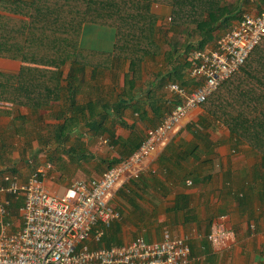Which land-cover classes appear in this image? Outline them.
I'll use <instances>...</instances> for the list:
<instances>
[{"label": "crops", "instance_id": "obj_1", "mask_svg": "<svg viewBox=\"0 0 264 264\" xmlns=\"http://www.w3.org/2000/svg\"><path fill=\"white\" fill-rule=\"evenodd\" d=\"M168 1L153 2L152 12L160 15L159 26L169 23L171 18L173 7ZM258 8V3L249 5L253 11ZM230 25L221 27L218 37L220 30ZM116 38L115 28L88 23L84 26L81 44L111 54ZM104 58L106 61L100 66H86L77 74L78 79L73 80L71 97L74 96L75 102L72 99L57 101L46 107L40 118L26 106L14 109L11 115L0 116V172L7 165L15 164L20 179L25 181L36 169L45 168L46 186L60 192L76 179L101 174L109 161L125 158L128 154L125 148L130 146L128 141L134 137L144 139L148 128L159 124L177 100L167 87L176 81L173 77L177 61L163 54L146 55L137 70L139 77L135 87L126 93V80L129 74L132 76L130 59L108 61ZM6 61L18 64V69L9 72L19 71L20 61ZM178 74L179 79H189L183 67ZM185 84L196 85L194 81ZM117 105H120L119 112L115 110ZM63 110L72 122L60 131L57 125L62 119L57 114ZM103 114L107 119L102 120V127L96 132L94 125L101 121ZM206 115L202 106L190 110L180 132L147 160L145 171L138 180L128 184L127 190L150 206V213H156L154 218L164 219L173 236H185L190 229L198 233V247L193 242L192 253L198 251L199 255L191 257L189 264H264V201L258 198V183L254 177V169L260 163L256 165L252 161L245 165L246 158L252 160L251 155L228 152L231 144L234 145L230 134L224 140L219 133L221 125L205 123ZM103 128L114 136L108 131L101 132ZM198 130L208 133L210 139L205 141L194 133ZM66 136L70 143L59 148L58 139ZM67 149L70 152H65ZM51 154L55 158L48 159ZM183 194L190 210L175 206ZM128 200L132 199L128 197ZM222 213L229 214L237 242L229 250L217 251L206 238L212 219ZM147 238L159 241L164 238V232L147 234Z\"/></svg>", "mask_w": 264, "mask_h": 264}, {"label": "trees", "instance_id": "obj_2", "mask_svg": "<svg viewBox=\"0 0 264 264\" xmlns=\"http://www.w3.org/2000/svg\"><path fill=\"white\" fill-rule=\"evenodd\" d=\"M155 1L0 0V57L21 62L18 72L0 70V116L11 115L14 109L26 106L40 118L46 107L57 101L72 99L75 102L74 96L71 97L73 80L78 79L77 74L86 66H100L106 61L104 57L108 61L130 59L132 76L129 74L126 80V93L136 85L142 58L152 54H163L177 61L173 80L182 85L194 81L197 86L201 80L192 77L189 71L191 52L215 47L217 31L233 20H240L245 11L251 10L252 0H169L173 7L171 21L160 26L157 24L160 15L152 12ZM88 23L116 29V44L111 54L81 44L84 26ZM182 67L189 74L188 82L185 78L179 79ZM242 67L203 103L207 114L204 120L226 126L236 147L248 146L261 158L254 177L258 183V198L264 201V39ZM177 101L174 100L171 108ZM171 108L165 110L166 113ZM115 110L119 112L120 105ZM105 116L102 115L93 130L99 131L102 120L107 119ZM57 117L62 119L57 125L60 131L70 126L72 119L65 115V110L59 111ZM101 130L114 136L107 128ZM194 133L205 141L210 139L208 133L199 130ZM143 140L135 137L129 140L126 157L138 149ZM57 143L59 148H65L70 139L60 137ZM52 158L55 156L51 154L48 159ZM123 159L109 161L107 169ZM18 172L15 164L7 165L0 172V185L5 183L4 176L18 175ZM184 196L178 197L175 206L190 210ZM121 233V223L115 222L102 244L121 246L125 243Z\"/></svg>", "mask_w": 264, "mask_h": 264}, {"label": "built area", "instance_id": "obj_3", "mask_svg": "<svg viewBox=\"0 0 264 264\" xmlns=\"http://www.w3.org/2000/svg\"><path fill=\"white\" fill-rule=\"evenodd\" d=\"M256 10L245 11L216 41L215 47L196 49L189 56L190 74L200 79L189 87L167 84L177 103L158 125L148 128L142 144L102 174L76 179L60 192L45 183L47 170L38 168L23 181L7 174L0 185V264H189L190 237L173 236L149 241L143 235L120 245L106 246L102 239L123 215L112 202L122 186L138 180L146 162L180 132L185 115L201 107L227 79L240 70L264 39V0ZM191 183V180L188 181ZM12 196H23L20 224L14 220ZM217 251L237 242L229 214L214 217L206 238Z\"/></svg>", "mask_w": 264, "mask_h": 264}, {"label": "rangeland", "instance_id": "obj_4", "mask_svg": "<svg viewBox=\"0 0 264 264\" xmlns=\"http://www.w3.org/2000/svg\"><path fill=\"white\" fill-rule=\"evenodd\" d=\"M251 3H253V5L256 4L255 2H252V1H251ZM170 21H171V18L168 19V22H170ZM225 30L226 29L220 30L219 37L221 36V34ZM219 37H218V39H219ZM209 47H212V46H209ZM242 68H241V70H242ZM15 69H18V64H15V62H12V61H6V58L0 57V70L9 71V70H15ZM219 133L224 138V140L227 139L228 133L230 134L229 129L224 125L220 126V132ZM228 152H235V153L243 152L244 154H245V152H247L246 153L247 155H251L252 157H250V158H252V160H248L249 158H246V161L243 163L245 165H247V163H250L252 161H254L256 165H258L260 163V157L256 156L255 152L251 148H249L248 146L236 147L235 145L231 144V147L228 148ZM245 165H244V167H245ZM245 169H247V167L244 168V170ZM127 187H128V185L122 186L118 190V192L115 195L114 200L112 202L118 209L121 210L122 215H123L122 220H120V222H119V223H121V226L123 229V232H122L123 242L130 241V240L134 239L135 237H137L138 235H144L147 238V234L149 235V234H153L155 232L157 233L160 231H162V233H163L164 230L165 231L169 230L171 232L170 228H167V225H168L167 222L164 219L159 220V219L154 218L156 216L155 215L156 213H150V206L146 205L144 202L141 203L140 201H138L136 198V195L132 191H128ZM122 193H123V195H121ZM124 194L126 196H124ZM121 196L124 197V201L121 199L122 198ZM128 197H130V199L136 200V201L134 202L132 200H128ZM22 203H23V196H19V197L12 196L11 211H12L14 220L16 222H19L21 220L19 208L21 207ZM244 234H246V233H244ZM187 235L191 238L190 239L191 248L193 247V245H192L193 242L196 243V248H197L198 247L197 240L200 238V237H198V233L196 235L195 230L193 231L190 229V230H188ZM195 235H196V237H194ZM147 239H149V237ZM157 240H159V239H157ZM200 241L202 242V240H200ZM192 250H193V248H192ZM191 254H192V256H189L190 260H191V257L193 258L195 256H198L199 252L197 251V253H191Z\"/></svg>", "mask_w": 264, "mask_h": 264}]
</instances>
